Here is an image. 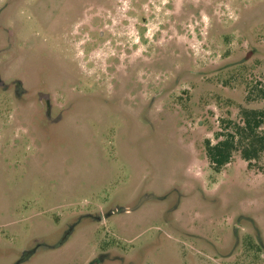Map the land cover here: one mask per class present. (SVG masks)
Here are the masks:
<instances>
[{
  "label": "rangeland",
  "instance_id": "1",
  "mask_svg": "<svg viewBox=\"0 0 264 264\" xmlns=\"http://www.w3.org/2000/svg\"><path fill=\"white\" fill-rule=\"evenodd\" d=\"M257 83L264 0H0V264H264Z\"/></svg>",
  "mask_w": 264,
  "mask_h": 264
},
{
  "label": "trees",
  "instance_id": "2",
  "mask_svg": "<svg viewBox=\"0 0 264 264\" xmlns=\"http://www.w3.org/2000/svg\"><path fill=\"white\" fill-rule=\"evenodd\" d=\"M264 98V84L255 85ZM248 99L250 95H248ZM238 119H224L219 131L216 132V141L206 140V153L210 165L217 171L222 170L239 152L248 167L255 166L264 155V107H240Z\"/></svg>",
  "mask_w": 264,
  "mask_h": 264
},
{
  "label": "flooded vegetation",
  "instance_id": "3",
  "mask_svg": "<svg viewBox=\"0 0 264 264\" xmlns=\"http://www.w3.org/2000/svg\"><path fill=\"white\" fill-rule=\"evenodd\" d=\"M40 101H41V100H40ZM43 103H44V104H43V107H44V109H45V112H46V109H47V111L52 112V108H51V107L49 108V110H48V107H46V101H43ZM45 117H46L47 121H51V120L53 119V118L50 119V116L47 117V112H46ZM30 251L32 252V250H30ZM104 255H105V254H104ZM100 257H101L102 259H101V258H98L97 261L94 262L93 264H104L106 260L103 259L104 257H103L102 255H101Z\"/></svg>",
  "mask_w": 264,
  "mask_h": 264
},
{
  "label": "water",
  "instance_id": "4",
  "mask_svg": "<svg viewBox=\"0 0 264 264\" xmlns=\"http://www.w3.org/2000/svg\"><path fill=\"white\" fill-rule=\"evenodd\" d=\"M114 211H118V209L117 210H114ZM31 252H28V255L30 254Z\"/></svg>",
  "mask_w": 264,
  "mask_h": 264
}]
</instances>
